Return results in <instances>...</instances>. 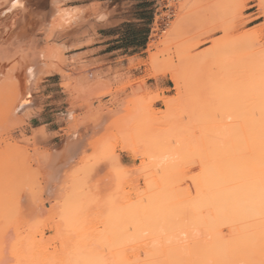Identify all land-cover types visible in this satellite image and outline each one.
I'll list each match as a JSON object with an SVG mask.
<instances>
[{
  "label": "rangeland",
  "instance_id": "rangeland-1",
  "mask_svg": "<svg viewBox=\"0 0 264 264\" xmlns=\"http://www.w3.org/2000/svg\"><path fill=\"white\" fill-rule=\"evenodd\" d=\"M5 1L0 0V8L8 5ZM84 2L86 1L25 0V6L32 16L36 18L39 15L42 18H39V16L36 18L38 20L37 30L32 35L34 39H32L30 46L18 44L19 42L15 38L17 36L16 34L14 35L15 20L20 14L19 9H15L11 18L5 21L7 22L5 23L6 30L4 35H2V40H0V264H147L151 261L156 264L158 262L160 264H168L169 257L174 260V262L172 261L174 264H193L195 261L194 264H202L206 262L205 259L210 262L208 264H223L224 262L227 264H260L259 255L257 254L258 249H256L258 236L255 237L256 233L254 231L253 233L251 232V227L253 226H249L251 231L248 230L246 234L248 236H245L246 232L243 227L244 233L239 230L240 228L238 231L231 233V228L216 225L218 224L217 222L220 223L218 221L220 213L221 216L223 213L227 215V212H230L228 216L232 214L234 202L227 201L228 203H222V207L216 205L218 209L214 205L220 203L212 205V198L209 199L211 193L209 195L204 187L203 191H201V186H204V182L202 185L200 184L201 186L194 183L196 186L198 185V188L201 187L200 190L197 187L196 189L198 190L194 189L195 186L192 184V187L190 184L192 182L190 176L196 173L200 175L201 172L200 180L207 178V175H209L207 171L209 168L206 169L205 165L207 163L211 164L212 161L209 157H207L206 162L203 161L204 158L202 157L208 151L205 152V155L201 153V150L204 149L205 151L207 147L205 145L203 146L206 148L200 146V143L198 145L202 148L200 149V156L201 154L203 155L200 163L198 161L199 152H195V149L199 147H192L195 154L192 153L193 150L189 147V144L193 142L187 144L188 140H183L186 143L183 144L182 142V145L180 143L181 140H179L182 136H179L180 132L182 133L185 130L188 135H191L196 131V127L198 130L204 125L211 126L209 122L205 123V120L209 119V115L213 112L212 109H215L219 104L217 103L218 97L223 94L221 92H224L223 88L225 87L220 81L221 77H218L219 75L217 74L220 71L219 66H224V71L229 69L227 72L231 71L234 73L232 77H235L232 78L233 80L231 79L232 82L229 80L232 84L230 86L234 87L233 89L235 90L232 96L235 99L241 96L246 101L251 99V96H247L251 93L245 94L253 91L249 88V91L245 92V87L248 85L246 83L250 75L246 74L247 71L248 73L250 72L248 69L250 67L248 66H256V63H258V66L261 65L259 69L262 68L260 70L261 73L264 74V0H154L152 4L146 7L136 6V17L143 19L144 22L139 28L135 24H131L125 26L123 30L124 32H133L136 30L142 31L143 29L149 32V37L146 40L147 45L141 50L137 49L135 52L138 55L131 59L136 67L137 74L143 72V75L136 81H130L131 76L127 75V80L120 82L118 85H111L107 82L99 84L97 87L98 92L94 99L82 103L87 107V113L84 115L82 122L81 120H76L77 124H92L96 130V135L89 144V150H85L84 155L80 157L81 159L78 158L75 161L77 164L70 162L68 158H64V161L67 160L66 164L61 161L62 164L60 163L59 166L56 163V158H58L56 154L61 152L60 148L64 142V137L61 135L63 129L57 131L60 125L55 124V121L58 118L62 122L64 121L63 119L67 112L66 92H69L73 87L68 81H64L63 85L59 86V76L52 77L51 75L58 73L65 79L71 78L73 73L78 71L66 70L65 67L69 63L87 60L82 54L76 55L80 50L68 52L65 43L62 41L66 32L80 25L79 20L83 11L81 7L76 6L84 4ZM42 20L43 22H41ZM38 24L47 26L44 29L45 31L47 29V31H38L39 27L42 26ZM14 39L17 43L13 42ZM17 45H20L19 49ZM150 45L153 47H149ZM24 48L25 50H23ZM258 66L253 68L259 70ZM219 74H223V71ZM172 76H177L181 80L179 90L176 89ZM216 76L220 78L221 84L217 82L218 78H215ZM211 78L212 80H210ZM160 79L165 81L167 89H162L158 86ZM223 82L226 83L225 81ZM221 87L222 90L219 91ZM233 89L232 91H234ZM127 90H131V95H126ZM229 92L231 93V91ZM245 95L247 98H245ZM179 96H182V98ZM222 97L220 96L219 98ZM244 99H242L244 101L243 104L245 103ZM247 102L246 104L248 105ZM167 103L172 106L169 107L170 111H167L169 106ZM176 103H178V108ZM234 103L236 108H238V102L234 101ZM239 104H242V102ZM94 105L96 106L94 107ZM208 111L209 113L207 114L206 112ZM106 119L107 121L109 119V121L107 122ZM105 121L107 125L102 124ZM201 121L204 123L202 124ZM179 125L181 126L179 127ZM170 127L173 131L169 129ZM201 129H199V132ZM199 132H195L196 139L202 137V142L205 144L203 136L199 137L202 131ZM182 135L188 136L183 133ZM191 137L195 138L192 135ZM192 139L190 140L193 141ZM171 142L173 145H170ZM186 144L187 146L189 145V151L192 150V155H197L196 157L189 156L190 159L192 157L195 158L188 160L189 163L187 162V165L191 164L193 166L192 162L196 160L198 163L194 165L197 167L187 166V159L178 155L183 154L181 151L182 149L185 151ZM197 152L198 154H196ZM185 155L188 158L186 153ZM52 158L56 160L53 159V162L50 163ZM183 158L185 159L183 161L184 164H181V159ZM162 159H166L165 163L164 160L162 163ZM170 160L173 161L169 163ZM71 163L74 164L71 165ZM148 163L151 166H156V168L153 167L154 169L151 167V170L148 167L150 176L147 174L148 169L144 172V169L150 165ZM50 164H53V166L51 167ZM167 164L171 166H167ZM200 164H202V167ZM143 165L144 168L142 167ZM60 167L62 170L59 169ZM140 167L143 168L144 176L147 174L149 178L145 177L147 178L145 179L142 176L143 173L140 172ZM180 167L183 169L180 170ZM137 171H139V174H137ZM152 172L154 176L152 175L151 177ZM139 175L142 178H138ZM198 175L196 174L197 178ZM166 176L168 178L169 176L173 177L174 181L177 179V184L176 182L173 184L175 185L174 189L170 185L169 194L165 190L169 188V185L164 188L159 183H157L159 186L156 183L151 184L156 186V191H152L156 193H154L155 195L150 192L154 187H150V193L148 192L149 188H146L148 181L155 178L156 181L160 182L159 180ZM196 176H193L194 179ZM167 177L165 178L167 180L165 183L168 184ZM188 177L191 182L186 181ZM198 179L193 181L201 183ZM156 181L154 180V182ZM158 187H161V189H158ZM185 187L186 189H184ZM137 188L139 189L138 192ZM188 189H190V192ZM185 190H187L188 194ZM119 191L121 193L125 192L124 194L128 192L127 194L129 195L128 197L126 196L127 194L124 196L122 194L123 198H121L120 193L117 196L118 198H116L121 203H117L114 198V195L119 194ZM129 191H131L130 194ZM177 191L179 193L182 192L181 195ZM192 192L193 194H190ZM174 194L175 196L171 198ZM206 194L210 197H206ZM144 196L145 199L143 198ZM66 197H69L68 200ZM169 197L175 201H172ZM188 197L190 198L188 199ZM160 199H162V202ZM137 200H140L139 203ZM170 200L174 203H170ZM156 201L158 202L156 203ZM133 202H135L134 205H132ZM168 202L169 205L167 204ZM184 202L187 203L186 206ZM179 203L180 206L177 205ZM209 203L210 206L208 207ZM162 204L166 206H162ZM174 206L180 207L181 210ZM201 206L203 207L202 209ZM163 207L166 209H163ZM207 207L211 208L207 209ZM233 207L235 208V206ZM193 208L195 209L193 210ZM248 208L250 209V207ZM180 211L184 215H181ZM246 211L245 216L248 218L244 222L246 221L249 225L254 224L256 221L252 215L254 214L257 217V214H255L257 213L255 212L256 210L251 208L248 210L249 212ZM165 212H167L168 216L165 215ZM173 212L174 219L172 218ZM140 213H142L141 216L143 215V217L140 216L141 218L138 217ZM185 214L190 218H187ZM166 216L168 217L167 219ZM184 216L191 222L184 220ZM195 218H198V221H195ZM242 219H245L244 214ZM248 219L251 220L248 221ZM207 221L212 223L214 221L213 224L216 222L214 227L217 228V231L220 229L219 232H222L220 234L219 232L216 233L215 228L211 227L213 224ZM235 221L240 222L239 220ZM178 222L182 223L183 226L185 225L184 227L181 226L180 230ZM199 222L200 224H198ZM247 223L245 224L247 225ZM223 224L225 225V223ZM175 225L179 226L174 227ZM201 225L204 226L199 228ZM256 225L254 224V226ZM164 227H166V230ZM257 227H253L256 232L258 230ZM208 228L215 235L211 236L209 231H207ZM167 231L169 233L173 232L172 235L168 233L166 236ZM180 231L181 234H179ZM149 232L151 233L149 234ZM242 234L244 235L243 237L241 236ZM239 236L241 237L239 238ZM180 237H183L182 240L184 241H180ZM224 238H228V240L225 239L224 241ZM254 238H257V240ZM208 239L211 240L209 241ZM199 240H201L200 243L197 242ZM241 240L245 241L242 242ZM252 240L253 243L251 245ZM174 242H176L175 246H171ZM177 242L179 245H177ZM223 242L228 244H225L227 245L225 249L222 247L224 246ZM213 243L216 247H213ZM246 244L252 247L246 246ZM217 245L221 248L217 247ZM195 246L200 247V250ZM152 247L157 249L154 250ZM174 247H177L176 249L180 250V252H177V250L172 252ZM228 247L232 248L229 249ZM246 247L247 249H245ZM171 248L173 249L169 250ZM213 248H216V251L218 249L220 251L219 254L218 251L215 253V250H213V253ZM237 248H240V251ZM165 249L166 252L164 251ZM153 250L156 254L158 250L159 255L163 252V255L159 256L157 254L158 259L156 255V258H153ZM225 250L228 251V254ZM222 251L225 252V255ZM174 252H176V255H181L179 259L177 256L175 257ZM211 252L215 255L210 254ZM148 253L152 255L148 257ZM168 253H172L176 259H174L172 254L168 256ZM248 253L256 255L252 258L253 256L251 257ZM183 254H185L184 257ZM188 254L190 257H187ZM221 254L225 258L227 255L230 257L227 256L225 260ZM237 254L239 255L238 257H232L233 255L237 256ZM216 255H221V259L220 257L216 258ZM203 257H205V261L202 260L203 262L201 263L200 261ZM249 257L251 260L248 259ZM149 258L152 259L149 260ZM184 258H187L186 262L181 260ZM230 258H237V263H234L235 260L230 262V260H233ZM255 258L256 261L254 260ZM162 259H165V261ZM172 259H170V262ZM245 260L247 261L245 262Z\"/></svg>",
  "mask_w": 264,
  "mask_h": 264
},
{
  "label": "bare ground",
  "instance_id": "bare-ground-1",
  "mask_svg": "<svg viewBox=\"0 0 264 264\" xmlns=\"http://www.w3.org/2000/svg\"><path fill=\"white\" fill-rule=\"evenodd\" d=\"M8 5H6V6H3V7H1L0 8V40H2V35H4V32H5V30H6V25H5V23H7V22H5L6 21V19H9V18H11V16H12V14L15 12L14 10L15 9H19V12H20V14H19V16L16 18V25H15V30H14V35L16 34V36L17 37H15V38H17L16 40H18V44H20V45H22V46H30L31 45V42H32V39H34L33 37H32V35L34 34V32H35V30H37L36 28H37V19L36 18H38L37 16H39V15H37L36 16V18L34 17V16H32V14L27 10L28 8H26V6H25V0H6L5 1ZM173 4V3H172ZM172 4H171V7H172ZM39 18H41L40 16H39ZM42 19V18H41ZM40 19V20H41ZM41 22H43V20L41 21ZM14 24V23H13ZM40 24V23H39ZM38 24V25H39ZM42 25V24H41ZM41 25H39V26H41ZM64 25V24H63ZM62 25V26H63ZM44 24L41 26V27H39V29H38V31H43L44 29H45V27H47V26H44ZM14 27V26H13ZM60 27V26H59ZM64 27V26H63ZM14 29V28H13ZM45 31V30H44ZM46 31H47V29H46ZM45 31V32H46ZM11 40V39H10ZM4 42V41H3ZM2 42V45L4 44ZM14 43L16 42L15 41V39H14V41H13ZM17 43V42H16ZM19 45V46H20ZM153 45V44H152ZM152 45H150L149 47H151ZM4 46V45H3ZM18 46V45H17ZM17 46H16V48H17ZM19 46H18V49H19ZM21 46V47H22ZM155 46V45H154ZM153 47V46H152ZM11 48H13V47H11ZM17 49V50H18ZM23 50H25V48L23 49ZM19 51V50H18ZM21 51V50H20ZM150 51V50H149ZM253 64H255V63H253ZM257 65L256 66H258V63H256ZM256 66H252L251 67V65L250 66H248V67H250V68H248L249 70H250V72L248 73V71H247V73L246 74H250L249 75V77H248V82L246 83V84H248V85H246V91L245 92H247V91H249V88H251L250 90H253V91H250V92H248V93H245L246 95L247 94H250V95H247V96H251L250 98L252 99L253 97V99H252V101H251V99H248L247 101H246V99H244V98H241V96H240V98H238V97H236V99L232 96V93L234 94V92H235V90L231 87L232 86V84H231V79L233 78V77H235V76H233L232 77V75L234 74L233 72H231V71H229V72H231V73H229V72H227L229 69H227V70H223V67L224 66H219L220 68H219V73H222V71H223V74H219L218 72H217V74L219 75H217L218 77H221V79L220 78H218L217 76L215 77V78H218V80H217V82H219L220 84H221V82L220 81H222V85H225V87L223 88L224 90V92H221V93H223L222 95H223V97H222V95L220 94L219 95V97L221 96L222 98H219L218 97V102L217 103H219L218 105H217V103H216V105L218 106H216L215 107V105H213L214 107H215V109L213 108L212 109V115L210 114L209 115V119H210V121H208L207 119V121L205 120V123L207 122H209L210 124H211V126L210 125H208V126H206V125H204V126H202V127H200L199 129H201L200 130V132L202 133V134H199V135H197V136H199V137H201V135L203 136V139H204V142H205V144H203V142H202V137L200 138V139H196V135H195V132L196 131H198L199 132V129L197 130V127H196V131H194L191 135L192 136H195V138L194 137H191V135L189 134L188 135V132L185 130H183L184 132H182L183 134H186V136L187 137H185V135H182V133L180 132V136L179 137H181V138H179V140H181L180 141V143L182 144V142H183V144H185L186 143V141L184 142L183 140H188V143L187 144H189V143H191V142H193L192 144H189L188 146L193 150H190L189 151V147L187 146V144H186V149H185V151L182 149V151H181V153H183V154H178V155H180L181 156V158L184 156L186 159H187V161H186V165H187V162H188V160H193V158H195L196 156L195 155H192V153H194L195 154V152L196 151H198L199 152V155H198V161L201 163V156H203V155H205L206 153L205 152H207V154L204 156V157H202V158H204L203 159V161H207V157H209L210 159H211V164H206L205 166H206V169L207 168H209V170H207L208 171V174L209 175H207V178H204L203 180L201 179L200 180V175H201V172H200V175H198V173H196L197 175H198V178H197V176H196V174L195 175H192V176H190V179H191V181L193 182H191L190 180H189V177L187 178V180L186 181H190L191 183V185L193 184L194 186H195V188L194 189H196V187L198 188V185H202L203 184V182L205 183L204 184V186H201L202 187V189H201V187L200 188H198L199 190L201 189V191H203V187H204V189H206L205 191L206 192H208V194L209 193H211V197L208 195V194H206L207 196L206 197H210L209 199H211V201L213 202L212 203V205H214L215 203H220V204H215L214 206H216V205H219V206H221L222 207V203L224 204V203H226L227 201H231V202H234L233 204V206H235V208L232 206V208L234 209V210H236V211H234L233 210V212H232V214H230L229 216H228V213H230V212H227V215H225L224 213H223V215L221 216L220 214H219V217H218V221H220V223L219 222H217V219H216V222L218 223V224H216V222H215V224L216 225H220V227H222L221 225H223L224 226V228L225 227H229V229H230V231H231V233L234 231H238V229L242 232V233H244L243 232V228H245V236H248V235H246L247 234V231L250 229V227L251 226H253V227H255L256 228V226H258L257 227V232L255 231V230H253L254 228L253 227H251L252 228V231L251 230H249V231H251L252 233H253V231L256 233V236L255 237H257L258 236V241H257V247H256V249H258V255H259V257L258 256H256V257H258L259 258V262H260V264H264V74H262L261 73V69H259L260 68V66H258V69L259 70H257V69H254V68H256ZM254 67V68H253ZM253 68V69H252ZM253 70V71H252ZM264 70V69H263ZM262 70V71H263ZM252 72V73H251ZM264 72V71H263ZM221 75V76H220ZM212 78H213V76H212ZM212 78L210 79V80H212ZM214 78V79H215ZM172 79H173V81H174V83H175V86H176V89H180V84H181V80H179V78L177 77V76H172ZM219 79H220V81H219ZM30 80H31V78H30ZM231 82H230V81ZM233 80V79H232ZM223 81H225L226 83H224ZM218 83V84H219ZM219 84V85H220ZM218 85V87H220ZM231 85V86H230ZM248 86V87H247ZM234 90V91H232V89ZM220 90H222V87H221V89H219V91ZM229 91H231V93L229 92ZM254 93V94H253ZM180 95V94H179ZM245 95V98H247V96ZM216 96V95H215ZM232 96V97H231ZM180 97V96H179ZM24 98V97H23ZM180 98H182V96L180 97ZM235 100H234V99ZM240 100V101H236V100H238V99ZM21 99V98H20ZM213 99V98H212ZM220 99V100H219ZM231 99H233V100H231ZM242 99H244L245 100V103L243 104V102L244 101H242ZM179 100V99H178ZM217 100V99H216ZM20 101H22V100H20ZM29 101V100H28ZM169 101V100H168ZM173 101V100H172ZM171 101V102H172ZM212 101V100H211ZM220 101V102H219ZM232 101V102H231ZM234 101L237 103V107L238 108H236V104L234 103ZM250 101V102H249ZM27 102V101H26ZM213 102H215V101H213ZM242 102V104H239V103H241ZM246 102L248 103V105L246 104ZM25 103V102H24ZM166 103V102H165ZM172 103H174V102H172ZM171 103V104H172ZM233 103H234V105H233ZM250 103V104H249ZM254 103V104H253ZM20 104V103H19ZM177 104V105H176ZM175 105H176V107L178 108L179 106H178V103H176ZM182 104V103H181ZM214 104V103H213ZM253 104V105H252ZM167 105H169L168 106V109H167V111L169 110V107L171 106L170 105V103H167ZM174 105V106H175ZM238 105H240V106H238ZM251 105H252V108H251ZM173 106V107H174ZM212 106V107H213ZM172 107V106H171ZM210 107V106H209ZM255 107V108H254ZM175 108V107H174ZM173 108V109H174ZM205 108V107H204ZM218 108V109H217ZM250 108V109H249ZM201 109V108H200ZM238 109V110H237ZM242 109V111H240ZM207 110V109H206ZM170 111V110H169ZM202 111V110H201ZM200 111V113L202 114V112ZM216 111V112H215ZM210 112H211V110H210ZM204 113V112H203ZM207 114L209 113V111L208 112H206ZM214 113H216V114H214ZM200 114V115H201ZM206 114V115H207ZM198 116H199V114H197ZM203 115V114H202ZM214 115V117H212ZM110 116V115H109ZM169 116H170V114H169ZM194 118H195V116H193ZM192 117V118H193ZM201 117H203V116H201ZM192 118H191V120H192ZM194 118H193V120H194ZM111 119V118H110ZM204 119H205V117H204ZM203 119V120H204ZM113 120V119H112ZM117 120V119H116ZM106 121H107V119H106ZM106 121L104 122V123H102V124H105L106 123ZM108 121H109V119H108ZM107 121V122H108ZM180 121V120H179ZM200 121V120H199ZM197 123H198V121H196ZM196 122H194V124H196ZM202 122V121H201ZM182 123V122H181ZM181 123H178V124H181ZM204 122H202V124H203ZM177 124V123H176ZM183 124V123H182ZM190 124H191V122H190ZM201 124V123H200ZM105 125H107V124H105ZM109 125V124H108ZM175 125V124H174ZM181 125H179V127H180ZM191 126V125H190ZM190 126H188L189 128H190ZM194 126V125H193ZM107 127V126H106ZM123 127V126H122ZM185 127V126H184ZM204 127V128H203ZM206 127V128H205ZM208 128H210V129H208ZM95 129V128H94ZM166 129V128H165ZM170 130H172L171 129V127L169 128ZM168 129V130H169ZM187 129V128H186ZM99 130V129H98ZM167 130V131H168ZM204 130V131H203ZM209 132H208V131ZM95 131V130H94ZM166 131V132H167ZM173 131V130H172ZM182 131V130H181ZM102 132V131H101ZM104 132V131H103ZM163 132H165V130H163ZM169 132V131H168ZM199 132V133H200ZM208 132V133H207ZM105 133V132H104ZM203 133H204V135H205V137H204V135H203ZM106 134V133H105ZM167 134V133H166ZM179 134V133H178ZM210 135V136H209ZM175 136H176V134H175ZM209 136V137H208ZM208 137V138H207ZM177 138V139H178ZM192 139L193 141H191L190 139ZM207 138V139H206ZM196 139V140H195ZM210 139V140H209ZM197 140H199L198 142H197ZM84 142V141H83ZM196 142V143H195ZM199 143H200V146H203V145H205L206 147H204V148H206V150L204 151V149H202L201 147H199L198 145H199ZM202 143V144H201ZM207 143V144H206ZM182 144V145H183ZM210 144V145H209ZM170 145H173V143L171 142V144ZM169 145V146H170ZM78 146V145H77ZM76 146V147H77ZM196 146V147H195ZM210 146V147H209ZM84 147V146H83ZM167 147V146H166ZM184 147V146H183ZM197 148V147H199V148H197V149H195V152H194V149L193 148ZM73 148V147H72ZM86 148V147H85ZM85 148H83V149H85ZM180 148H182L181 146H180ZM208 148H210V149H208ZM212 148V149H211ZM78 149V148H77ZM151 149H152V147H151ZM175 149H176V146H175ZM199 149V150H198ZM200 149H202L201 151V153H204L203 155L201 154V156H200ZM208 149V150H207ZM82 150V149H81ZM148 150H149V148H148ZM153 150H154V148H153ZM212 150V151H211ZM71 151H72V149H71ZM79 151V150H78ZM184 151V152H183ZM191 151H192V153H191ZM211 151V153L209 154V152ZM63 152V151H62ZM148 152V151H147ZM151 152V151H150ZM171 152H172V148H171ZM198 152L196 153V154H198ZM53 153V152H52ZM83 153V152H82ZM179 153V152H178ZM185 153L188 155V158H187V156L185 155ZM60 154H62V153H60ZM60 154H56V155H60ZM75 154V153H74ZM153 154V153H152ZM157 154V153H156ZM155 154V155H156ZM174 154V153H173ZM212 154V155H211ZM146 155H148V154H146ZM145 155V156H146ZM151 155V154H150ZM154 155V156H155ZM209 155V156H208ZM73 156H75V155H73ZM149 156V155H148ZM169 156V155H168ZM168 156H167V158H168ZM171 156V155H170ZM176 156V155H175ZM180 156H179V158H180ZM189 156H195V157H192L191 159H190V157ZM56 157V156H55ZM58 158H52V160L50 161V163L51 162H53V159L54 160H56V163H57V165H59L60 163H61V161H63L65 164H66V162H67V160L66 161H64L65 159H64V157H61V158H59V156H57ZM81 157V156H80ZM165 157V156H164ZM68 158V157H67ZM166 158V159H167ZM64 159V160H63ZM81 159V158H80ZM153 159V158H152ZM151 159V160H152ZM165 159V160H166ZM178 159V158H177ZM197 159V158H196ZM50 160V159H49ZM75 161L77 160V159H74ZM163 160L164 159H162V163H163ZM165 160H164V163H165ZM182 160V161H181ZM180 161H181V164L183 163L184 164V158L183 159H181ZM73 161V160H72ZM74 161V162H75ZM148 161H149V159H148ZM169 161V160H168ZM171 161H173V160H170V162L169 163H171ZM55 162V161H54ZM69 162V161H68ZM44 163V162H43ZM46 163V162H45ZM63 163V164H64ZM76 163V162H75ZM150 163H152V162H150ZM150 163H148V164H150ZM177 163H179V162H177ZM189 163V162H188ZM196 163H198V162H196V160L195 161H193L192 162V164H193V166L191 165V164H189V165H187V166H191L192 168L193 167H197L196 165H194V164H196ZM62 164V163H61ZM64 164V165H65ZM70 164V163H69ZM74 163H71V165H73ZM77 164V163H76ZM148 164H146V165H148ZM180 164V165H181ZM48 165V164H47ZM51 165V164H50ZM55 165V164H54ZM146 165H145V167H146ZM197 165H199V164H197ZM201 165V167H202V164H200ZM203 165H204V162H203ZM207 165H209V166H207ZM44 166V165H43ZM53 166V164L51 165V167ZM56 166V165H55ZM60 166V165H59ZM165 166V165H164ZM167 166H171V165H169V164H167ZM184 166V165H183ZM186 166V167H187ZM205 166H203V167H205ZM48 167V166H47ZM57 167V166H56ZM71 167V166H70ZM143 168H144V165L142 166ZM150 168V170L153 168V167H155L156 168V166H151V164L150 165H148L145 169H144V172H146V170H147V174H148V171H149V168ZM152 167V168H151ZM67 168V167H66ZM98 168V167H97ZM141 168V167H140ZM140 168H138V169H140ZM143 168H141L139 171L141 172V173H143L142 174V176H144V172H142V169ZM162 168H164L163 166H162ZM161 168V169H162ZM178 168V167H177ZM185 168V167H184ZM51 169V168H50ZM59 169H61L62 170V168L60 167ZM154 169V168H153ZM168 169H170L169 167H168ZM173 169V168H172ZM183 168H181L180 167V170H182ZM54 170V169H53ZM179 170V169H178ZM66 171V170H65ZM100 171V170H99ZM102 171H103V169H102ZM139 171H137V174H139ZM210 171V172H209ZM57 172H58V168H57ZM56 172V173H57ZM61 172V171H60ZM59 172V173H60ZM67 172V171H66ZM55 173V174H56ZM107 173V172H106ZM121 173V172H120ZM141 173H140V175H141ZM167 173V172H166ZM183 173V172H182ZM53 174V173H52ZM54 174V175H55ZM58 174V173H57ZM61 174V173H60ZM109 174V173H108ZM122 174V173H121ZM136 174V175H137ZM147 174H145V176H144V178L145 177H147ZM149 174H150V172H149ZM148 174V175H149ZM170 174H171V172H170ZM172 174H175V173H172ZM50 175V174H49ZM53 175V176H54ZM63 175V174H62ZM101 175H103V174H101ZM139 175V177L138 178H142L141 176ZM152 175L154 176V174H153V172L151 173V177H152ZM60 176V175H59ZM150 176V175H149ZM171 176V175H170ZM169 176V178L167 177V179H168V184L167 183H165L167 180L165 179L166 177H162V179H163V181H162V179L161 180H159L160 182H158V181H156V179L155 178H153L152 180H150V181H148L147 183H146V188H149L148 189V192L150 191V187L152 188V187H154V188H152L151 189V191L150 192H152L153 190L154 191H156V186H153V185H151L152 183L153 184H155L156 183V185L157 186H159V184H161V187H166L167 188V186L169 185V188L168 189H165L166 190V192H168V191H170V185H172V188L174 189V187H175V185H173V184H175V182H176V180L174 181V176L173 177H170ZM193 176H196L195 177V179H198V180H200V182L201 183H198V181L197 182H194L193 180H195L194 179V177ZM123 177V176H122ZM136 177V176H135ZM193 179H192V178ZM63 178V177H62ZM124 178V177H123ZM147 178H149V177H147ZM147 178H145V179H147ZM183 178V177H182ZM210 178V179H209ZM54 179V178H53ZM61 179V178H60ZM171 181H170V180ZM186 179V178H185ZM209 179V180H208ZM56 180V179H55ZM154 180L156 181V182H154ZM165 180V181H164ZM181 180V179H180ZM182 180H184V179H182ZM125 181V180H124ZM123 181V183H125ZM185 181V180H184ZM208 181H209V183H208ZM97 182V181H96ZM161 182H163V183H161ZM171 182V183H170ZM181 182V181H180ZM72 183H73V181H72ZM157 183H159V184H157ZM179 183V182H178ZM197 183L198 185L196 186L195 184ZM49 184H50V182H49ZM62 184V183H61ZM107 184V183H106ZM105 184V185H106ZM113 184V183H112ZM120 184H121V182H120ZM166 186H165V185ZM176 184H177V182H176ZM104 185V186H105ZM123 185V184H122ZM139 185V184H138ZM147 185H148V187H147ZM151 185V186H150ZM164 185V186H163ZM179 185V184H178ZM185 185V184H184ZM187 185V184H186ZM193 185H192V187H193ZM99 186V185H98ZM107 186V185H106ZM109 186V185H108ZM111 186V185H110ZM116 186V185H115ZM209 187L208 189H207V187ZM101 187V186H100ZM117 187V186H116ZM120 187V186H119ZM127 187V186H126ZM161 187L159 188L158 187V189H161ZM188 187V186H187ZM98 188V187H97ZM120 188H122V187H120ZM190 188H191V186H190ZM48 189V188H47ZM184 189H186V187L184 188ZM183 189V190H184ZM198 189H196V190H198ZM97 190V189H96ZM100 190V189H99ZM120 190V189H119ZM122 190V189H121ZM138 188H137V192H138ZM147 190V189H146ZM163 190V189H162ZM189 190V192H190V189H188ZM192 190V189H191ZM172 191V190H171ZM181 191H182V188H181ZM180 191V192H181ZM186 191V193H187V190H185ZM130 192L131 191H129V194H130ZM134 192H136V191H134ZM136 192V193H137ZM146 192V191H145ZM149 192V193H150ZM173 192V191H172ZM178 192V191H177ZM176 192V193H177ZM183 192V191H182ZM181 192V193H182ZM101 193H103V192H101ZM118 193V192H117ZM120 193H121V191H119V194H115L114 196V198L116 199V201H117V196L118 195H120ZM125 193V192H124ZM124 193H121V198H123L122 197V194H123V196L124 195H126L128 192H126V194H124ZM155 192H152V194H154ZM179 193V192H178ZM181 193H179L180 195H181ZM195 193H196V191H195ZM138 194V193H137ZM137 194H135V195H137ZM144 194H146V193H144ZM156 194V193H155ZM154 194V195H155ZM168 194H169V192H168ZM168 194H167V196H168ZM178 194V195H179ZM184 194H185V192H184ZM188 194V193H187ZM190 194H193V192L192 193H190ZM126 196H128L129 197V195L127 194ZM141 196H143V195H141ZM140 196V197H141ZM158 196V195H157ZM175 196V194L171 197V198H173ZM205 196V195H204ZM117 197V198H116ZM148 197V196H147ZM151 197V196H150ZM191 197H192V195H191ZM196 197V196H195ZM67 198V197H66ZM69 198V197H68ZM68 198H67V200H68ZM91 198V197H90ZM144 199H145V196L143 197ZM159 198V197H158ZM167 198V197H166ZM170 198V197H169ZM170 198V199H171ZM185 198V197H184ZM184 198H182V199H184ZM190 197H188V199H189ZM193 198V197H192ZM196 198H198V197H196ZM195 198V199H196ZM71 199V198H70ZM92 199H93V197H92ZM66 200V199H65ZM66 200V201H67ZM81 200V199H80ZM127 200H128V198H127ZM161 200V202H162V199H160ZM165 200V199H164ZM167 201H168V199H166ZM172 200V199H171ZM171 200H170V203H172L171 202ZM174 200V199H173ZM172 200V201H173ZM176 200H177V197H176ZM72 203H73V201L72 200H70ZM138 201V200H137ZM140 201V200H139ZM139 201H138V203H139ZM143 201V200H142ZM152 201V200H151ZM175 201V200H174ZM195 201V200H194ZM148 203H149V201H147ZM158 201H156V203H157ZM177 202V201H176ZM175 202V203H176ZM190 202V201H189ZM193 202V201H192ZM117 203H121V202H119V201H117ZM134 203L135 202H133V204L132 205H134ZM140 203H143V202H140ZM151 203V202H150ZM155 203V202H154ZM155 203V204H156ZM163 203H164V201H163ZM174 203V202H173ZM172 203V204H173ZM199 203H200V201H199ZM228 203V202H227ZM63 204H65L64 202H63ZM76 204V203H75ZM74 204V205H75ZM123 204V203H122ZM125 204V203H124ZM146 204V203H145ZM152 204V203H151ZM155 204H154V206H155ZM166 204V203H165ZM168 205H169V202L167 203ZM183 204V203H182ZM184 204H185V206H186V204L187 203H185L184 202ZM81 205V204H80ZM136 205V204H135ZM142 205V204H141ZM147 205V204H146ZM157 205V204H156ZM164 204H162V206H163ZM167 205V206H168ZM175 205V204H174ZM177 205H179L180 206V203L179 204H177ZM190 205H192V204H190ZM198 205H200V204H198ZM197 205V206H198ZM152 206V205H151ZM154 206H152V207H154ZM159 206V205H158ZM161 206V207H162ZM164 206H166V205H164ZM188 206V205H187ZM210 206V203H209V205H208V207ZM226 206V205H225ZM88 207V206H87ZM132 207V206H131ZM137 207V206H136ZM155 207H157V206H155ZM160 207V208H161ZM169 207V206H168ZM174 207H176V206H174ZM173 207V208H174ZM184 207V206H183ZM196 207V206H195ZM207 207V209H210V208H208ZM221 207H220V209H221ZM248 207H250V209L252 208L253 210L255 209L256 211L255 212H257V213H255V214H257V217L253 214L252 216H253V218H255V221L256 222H254V224H257L256 226H254V224L252 223V225L250 224H248L246 221L244 222V220H246L248 217L247 216H245L246 215V213H245V210H250ZM19 208V207H18ZM64 208H66V207H64ZM142 208V207H141ZM159 208V209H160ZM165 207H163V209H164ZM177 209H180V207L178 208V207H176ZM176 208H174V209H176ZM188 208V207H187ZM186 208V209H187ZM203 207L201 206V209H202ZM216 208H218V206H216ZM243 208H244V210H243ZM247 208V209H246ZM125 209V208H124ZM138 209H140L139 207H138ZM147 209V208H146ZM145 209V210H146ZM156 209V208H155ZM154 209V210H155ZM166 209V208H165ZM171 209V208H170ZM174 209H173V211H174ZM176 209V210H177ZM191 209V208H190ZM190 209H189V211H190ZM195 208H193V210H194ZM206 209V210H207ZM213 209V208H212ZM219 209V208H218ZM168 210V209H167ZM181 210V209H180ZM193 210H191L192 212H194ZM200 210V209H199ZM222 210V209H221ZM85 211V210H84ZM132 211V210H131ZM153 211V210H152ZM157 211V210H156ZM163 211H165V210H163ZM185 211V210H184ZM211 211V210H210ZM214 211V210H213ZM218 211V210H217ZM243 211H244V213H243ZM246 211V212H247ZM67 212V211H66ZM81 212V211H80ZM132 212H134V211H132ZM139 212H140V210H139ZM143 212V211H142ZM147 212H148V210H147ZM159 212V211H158ZM162 212V211H161ZM168 212V211H167ZM167 212H165L166 214L165 215H167ZM181 212V211H180ZM235 212H236V214H235ZM242 212V213H241ZM249 212V211H248ZM84 213V212H83ZM137 213H138V211H137ZM170 213H171V210H170ZM186 213V212H185ZM196 213V212H195ZM198 213V212H197ZM240 213V214H239ZM126 214V213H125ZM141 214L142 213H140L139 214V218H141V217H143V215L141 216ZM154 214H155V212H154ZM183 214V212H181V215ZM191 214H193V213H191ZM208 214V213H207ZM211 214V213H210ZM243 214H244V218L245 219H242L243 218ZM67 215H68V213H67ZM84 215V214H83ZM145 215V214H144ZM156 215V214H155ZM158 215V214H157ZM173 215V216H172ZM171 216H172V218L174 219V212H173V214H172ZM184 215V214H183ZM188 215H190L189 213H188ZM198 215V214H197ZM236 215H237V217H239V216H241V217H239V218H237L236 217ZM125 216V215H124ZM141 216V217H140ZM164 216V215H163ZM168 216V215H167ZM166 216V219L168 218ZM171 216H169V218L171 217ZM185 216H186V214H185ZM184 216V217H185ZM193 216V215H192ZM226 216V217H225ZM233 216H235V217H233ZM255 216V217H254ZM65 217H66V215H65ZM67 217H69V216H67ZM155 217V216H154ZM162 217V216H161ZM182 217V216H181ZM187 217V216H186ZM185 217V218H186ZM197 217V216H196ZM216 217V216H215ZM184 218V220H186L187 222H189L188 220H187V218H190V217H187L186 219ZM202 218V217H201ZM220 218V219H219ZM251 218V217H250ZM131 219H132V217H131ZM171 219V218H170ZM169 219V220H170ZM173 219H171V220H173ZM196 219V218H195ZM194 219V220H195ZM231 219V220H230ZM234 219V220H233ZM258 219V220H257ZM67 220V219H66ZM137 220V219H136ZM140 220V219H139ZM142 220V219H141ZM179 220H181V219H179ZM191 220V219H190ZM193 220V219H192ZM208 220V219H207ZM235 220H239L240 222H238V221H235ZM249 220H251V219H248V221ZM156 221H157V219H156ZM195 221H198V218L195 220ZM194 221V223L196 224V222ZM234 221V222H233ZM135 222V221H134ZM145 222V221H144ZM154 222V221H153ZM174 222H175V220H174ZM179 222H181V221H179ZM178 222V223H179ZM183 222V221H182ZM186 222V223H187ZM191 222V221H190ZM189 222V223H190ZM207 222H209V221H207ZM211 222V221H210ZM209 222V223H210ZM238 222V223H237ZM139 223V222H138ZM148 223V222H147ZM159 223V222H158ZM213 223H214V221H213ZM212 222H211V224H213ZM223 223H225V225L223 224ZM236 223H237V225H236ZM244 223V224H243ZM245 223H247V225L245 224ZM100 224V223H99ZM176 224V223H175ZM180 224V226L179 225H175L174 227H177V226H179V230L181 229L180 227L181 226H183L182 225V223H179ZM198 224H200V222L198 223ZM202 224V223H201ZM205 224V223H204ZM215 224H213V225H211V227H214V225ZM230 224H231V226H230ZM234 224V225H233ZM242 224V225H241ZM144 225V224H143ZM161 225V224H160ZM190 225V224H189ZM188 225V226H189ZM194 225V224H193ZM193 225H192V227H193ZM207 225V224H206ZM228 225V226H227ZM236 225V226H235ZM239 225V226H238ZM246 227H245V226ZM145 226V225H144ZM185 226V225H184ZM183 226V227H184ZM186 226H187V224H186ZM202 226H204V225H201V226H199V228H202ZM250 226V227H249ZM163 227V226H162ZM191 227V226H190ZM196 227H198L197 225H196ZM233 227H235V228H233ZM243 227V228H242ZM94 228H95V226H94ZM159 228V227H158ZM166 227H164V229H165ZM172 228V227H171ZM194 228V227H193ZM205 228V227H204ZM215 228V227H214ZM214 228H212L213 230H214ZM145 229V228H144ZM195 229V228H194ZM235 229V230H234ZM237 229V230H236ZM247 229V230H246ZM149 230V229H148ZM166 230V229H165ZM174 230H176V229H174ZM174 230H172V231H174ZM179 230H178V232H179ZM196 230V229H195ZM205 230H206V228H205ZM215 230H216V233L217 232H219V230L220 229H218V231H217V228H215ZM94 231V230H93ZM150 231V230H149ZM155 231V230H154ZM161 231V230H160ZM162 231H164V230H162ZM171 231V230H170ZM200 231V230H199ZM204 231V230H203ZM207 231H209V233H210V235L211 236H213V234L214 233H212L211 232V229H209L208 228V230ZM240 231H239V235H240ZM141 232V231H140ZM165 232V231H164ZM205 232V231H204ZM215 232V231H214ZM220 232H222V231H220ZM220 232H219V234H220ZM151 232H149V234H150ZM167 234H165L166 236L168 235V231L166 232ZM173 233V232H172ZM172 233H169V234H171L172 235ZM148 234V235H149ZM159 234V233H158ZM176 234V233H175ZM179 234H181V231H180V233ZM196 234V233H195ZM200 234V233H199ZM204 234V233H203ZM205 234H206V232H205ZM249 234V233H248ZM258 234V235H257ZM157 235V234H156ZM202 235V234H201ZM215 235V234H214ZM222 235H223V233L221 234V237H222ZM255 235V234H254ZM163 237H164V235H162ZM162 236H160V237H162ZM176 236V235H175ZM242 237L244 236L243 234L241 235ZM241 236H239V238L241 237ZM152 237V236H151ZM154 237V236H153ZM177 237V236H176ZM237 237V236H236ZM250 237H251V235H250ZM183 238V237H182ZM182 238L180 237V241H184V240H182ZM208 238V237H207ZM213 238V237H212ZM229 238V237H228ZM228 238H224V241H225V239L226 240H228ZM238 238V239H239ZM196 239V238H195ZM201 239V238H200ZM244 239V238H243ZM255 239V238H254ZM165 240V239H164ZM175 240V239H174ZM198 240V239H197ZM209 240V239H208ZM211 240V239H210ZM209 240V241H210ZM214 240V239H213ZM213 240H212V242H213ZM215 240H218V239H215ZM220 240V239H219ZM230 240V239H229ZM249 240H251V239H249ZM255 240H257V238L255 239ZM200 241L201 240H199V241H197V242H199L200 243ZM222 241H223V239H222ZM242 241V240H241ZM243 241H245V240H243ZM242 241V242H243ZM152 242V241H151ZM165 242V241H164ZM169 242V241H168ZM216 242H219V241H216ZM220 242H221V240H220ZM249 242V241H248ZM247 242V243H248ZM160 243V242H159ZM158 243V244H159ZM176 242H174V243H172V245L171 246H173L174 244H175ZM184 243V242H183ZM227 243H228V241H227ZM227 243H224L223 242V244H224V246H222L223 247V249H225V247H227ZM252 243H253V240L251 241V245H252ZM165 244V243H164ZM182 244V243H181ZM210 244V243H209ZM216 244V243H215ZM222 244V245H223ZM225 244H227V245H225ZM240 244H241V242H240ZM250 244V243H249ZM170 245V244H169ZM177 245H179V243L177 242ZM196 245V244H195ZM251 245H247L246 244V246H251ZM175 246V245H174ZM198 246H200L199 244H198ZM197 246V247H198ZM219 245H217V247H218ZM230 246H232L231 244H230ZM244 246V245H243ZM255 246V245H254ZM166 247H168V245H166ZM165 247V248H166ZM182 247V246H181ZM180 247V248H181ZM184 247V246H183ZM196 247V246H195ZM196 247V248H197ZM211 247V246H210ZM213 247H216L215 245H214V243H213ZM240 247H241V245H240ZM252 247V246H251ZM154 250L155 249H157V248H154V247H152ZM177 248V247H176ZM175 247H174V249L173 248H171V249H169V250H172V252L173 251H175V250H177V252H180V250H178V249H176ZM200 247H198V249H199ZM219 248H221L220 246H219ZM229 249H231L232 247H228ZM242 248V247H241ZM244 248V247H243ZM250 248V247H249ZM160 249V248H159ZM167 249V248H166ZM166 249L164 250L165 252H166ZM183 249H186V248H183ZM197 249V250H198ZM216 249V248H215ZM214 248L212 249V252L214 253V251L213 250H215ZM228 249V250H229ZM238 249V248H237ZM237 249H236V251H237ZM240 249V248H239ZM238 249V250H239ZM245 249H247V247L245 248ZM83 250V249H82ZM153 250V251H154ZM168 250V249H167ZM193 250H196V249H193ZM196 250V251H197ZM200 250V249H199ZM222 250V249H221ZM79 251V250H78ZM162 251V250H161ZM182 251V250H181ZM185 251H187V250H185ZM195 251V252H196ZM210 251V250H209ZM217 251H218V249H217ZM217 251L215 250V253H217ZM226 251V250H225ZM230 251V250H229ZM240 251V250H239ZM244 251H246V250H244ZM158 250H157V254H158ZM183 253H184V251H182ZM182 252H181V254H182ZM194 252V251H193ZM192 252V253H193ZM212 252L210 253V254H212ZM219 252L220 251H218V254H219ZM223 252V251H222ZM231 252V251H230ZM233 253H234V251H232ZM241 252H242V250H241ZM80 253V252H79ZM175 253V257L177 256V258L179 259V256H181V255H179L178 253V255H176V252H174ZM189 253V252H188ZM225 252H223V254H224ZM226 253L228 254V251H226ZM252 253V252H251ZM154 255H152V254H149L148 253V257H150V255H152L153 256V258H156V256H157V259H158V255L156 254V252L154 251V253H153ZM169 254V253H168ZM167 254V255H168ZM170 254H172V253H170ZM170 254L168 255V256H170ZM185 254H187V253H185ZM185 254H183V257H184V255ZM196 254V253H195ZM223 254H221V255H223ZM232 254V253H231ZM236 254V253H235ZM234 254V255H235ZM238 254H240V253H238ZM237 254V256H232V257H238L239 255ZM242 254V253H241ZM248 254H250V253H248ZM156 255V256H155ZM161 255H163V252H162V254ZM161 255H159V256H161ZM192 255V254H191ZM213 256L215 255V254H212ZM212 255H210V256H212ZM221 255H219V256H217L216 255V258H218V257H220V259H221ZM225 255V254H224ZM223 255V256H224ZM246 255V254H245ZM244 255V256H245ZM251 255V254H250ZM254 255H256V254H252L251 255V257L252 258H254ZM146 256V257H147ZM164 256H166L165 254H164ZM167 256V257H168ZM172 256L174 257V255L172 254ZM193 256H195V255H193ZM197 256V255H196ZM209 256V257H210ZM228 256V255H227ZM227 256H226V258H225V256H224V258H225V260L227 259ZM174 257V259H176ZM182 257V258H183ZM186 257V256H185ZM187 257H190L189 256V254L187 255ZM206 257V256H205ZM205 257H203V258H201V263L203 262L202 260H204L205 259ZM228 257H230V256H228ZM242 257V256H241ZM161 258H164V257H161ZM170 259H172L171 257H169ZM168 258V261L170 262V259ZM215 258V259H216ZM152 259V258H151ZM150 258H149V260H151ZM177 259V260H178ZM187 259V258H186ZM185 258L184 259H181V260H183L184 262H186L185 260H186ZM212 259V258H211ZM230 259H233V260H230V262L231 261H234V263L236 262L237 263V261L236 260H238L237 258H230ZM241 259V258H240ZM239 259V260H240ZM248 259H250V257L248 258ZM148 260V259H147ZM149 260H148V262H149ZM163 261H165V259H162ZM198 260V259H197ZM206 260V262H207V264H208V262L209 261H207V259H205ZM204 260V261H205ZM208 260H209V258H208ZM224 260V259H223ZM222 260V261H223ZM224 260V261H225ZM251 260V259H250ZM249 260V261H250ZM255 261H256V258L254 259ZM253 260V261H254ZM143 261V260H142ZM156 261H158V260H156ZM161 261V260H160ZM163 261H161V262H163ZM174 262V260L172 259L171 260V262ZM176 261V260H175ZM199 261V260H198ZM220 261V260H219ZM247 260H245V262H246ZM249 261H248V263H249ZM253 261H251V262H253ZM144 262H146L145 260H144ZM168 262V264H170ZM172 262V263H173ZM184 262H182V263H184ZM189 262H190V259H189ZM196 262V261H195ZM194 262V263H195ZM205 262V263H206ZM211 262H212V260H211ZM227 262V261H226ZM258 262V261H257ZM142 263V262H141ZM151 264H154L155 262H153V261H151L150 262ZM150 263H147V264H150ZM171 263V264H172ZM181 263V262H180ZM193 263V264H194ZM204 262L202 263V264H205ZM210 263V262H209ZM216 263V262H215ZM221 263H223V262H221ZM225 263V262H224ZM223 263V264H224ZM239 263H241V262H239ZM242 263H243V260H242ZM156 264V263H155ZM157 264H160L159 262L157 263ZM174 264V263H173ZM186 264V263H185ZM190 264V263H189ZM212 264V263H211ZM225 264H227V263H225ZM230 264V263H229ZM243 264H245V263H243Z\"/></svg>",
  "mask_w": 264,
  "mask_h": 264
},
{
  "label": "crops",
  "instance_id": "crops-1",
  "mask_svg": "<svg viewBox=\"0 0 264 264\" xmlns=\"http://www.w3.org/2000/svg\"><path fill=\"white\" fill-rule=\"evenodd\" d=\"M85 1L84 4L76 6L81 7L83 11L79 20L80 25L66 32L62 41L68 52L80 50L76 55L82 54L87 60L69 63L65 67L66 70L78 71L73 73L71 78L65 79L58 73L51 75L59 76V86H62L64 81H68L73 87L66 92L67 112L64 121L62 122L59 118L55 121V124L60 125L57 131L63 129L61 135L64 137L61 152L58 153L62 154L58 156L59 158L68 157L70 162L82 157L85 150H89V144L96 135L92 124L76 123V120L82 122L87 113V107L82 103L94 99L98 92L97 87L102 82L118 85L127 80V75L131 76L130 81H136L142 77L143 72L137 74L131 59L138 55L135 52L137 49L141 50L147 45L145 42L147 34L143 29L137 31L140 37L144 38V44L136 46L130 42V32H124L123 28L131 24H135L137 28L141 27L144 20L136 17L135 8L140 5L146 7L154 0ZM164 82L160 79L158 86L167 89ZM126 95H131V90H127Z\"/></svg>",
  "mask_w": 264,
  "mask_h": 264
},
{
  "label": "trees",
  "instance_id": "trees-1",
  "mask_svg": "<svg viewBox=\"0 0 264 264\" xmlns=\"http://www.w3.org/2000/svg\"><path fill=\"white\" fill-rule=\"evenodd\" d=\"M140 6H144V5H140ZM145 33L147 34L146 36H145V42H146V37L148 36V31H145ZM130 34H131V40H130V42H131V44H134V45H136V46H140V45H142V44H144V38L142 39L141 37H140V33H137V30L136 31H133V32H130ZM141 41H142V43H141Z\"/></svg>",
  "mask_w": 264,
  "mask_h": 264
}]
</instances>
